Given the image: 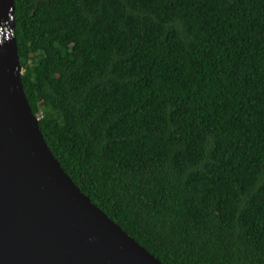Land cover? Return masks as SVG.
<instances>
[{
  "label": "trees",
  "instance_id": "obj_1",
  "mask_svg": "<svg viewBox=\"0 0 264 264\" xmlns=\"http://www.w3.org/2000/svg\"><path fill=\"white\" fill-rule=\"evenodd\" d=\"M46 143L163 264H264V0H15Z\"/></svg>",
  "mask_w": 264,
  "mask_h": 264
},
{
  "label": "water",
  "instance_id": "obj_2",
  "mask_svg": "<svg viewBox=\"0 0 264 264\" xmlns=\"http://www.w3.org/2000/svg\"><path fill=\"white\" fill-rule=\"evenodd\" d=\"M0 0V264H163L98 208L46 143Z\"/></svg>",
  "mask_w": 264,
  "mask_h": 264
}]
</instances>
